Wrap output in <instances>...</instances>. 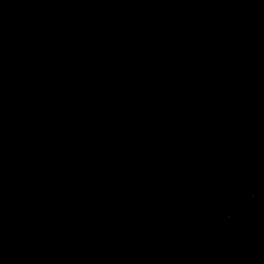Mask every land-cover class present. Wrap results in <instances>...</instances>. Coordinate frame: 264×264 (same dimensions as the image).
Segmentation results:
<instances>
[{
  "label": "trees",
  "instance_id": "1",
  "mask_svg": "<svg viewBox=\"0 0 264 264\" xmlns=\"http://www.w3.org/2000/svg\"><path fill=\"white\" fill-rule=\"evenodd\" d=\"M200 1L216 17L264 32V0ZM136 3L0 0V112L22 116L55 97L49 52L22 31L29 15L63 35L83 66L116 69L144 46L165 62L200 53L177 18ZM220 53L205 61L214 79L134 100L126 130L93 108L47 142L0 131L5 260L109 264L68 212L92 194L101 228L120 237L125 264H264V64L234 70L225 45ZM187 65L198 72L196 62Z\"/></svg>",
  "mask_w": 264,
  "mask_h": 264
},
{
  "label": "rangeland",
  "instance_id": "2",
  "mask_svg": "<svg viewBox=\"0 0 264 264\" xmlns=\"http://www.w3.org/2000/svg\"><path fill=\"white\" fill-rule=\"evenodd\" d=\"M136 7L159 15L169 13L177 18L187 32L188 39L198 42L200 53L188 58L184 55L165 62L153 47L131 50L126 60L118 68L112 69L87 64H78L68 51L67 42L50 24L40 26V20L29 15V24L22 29L24 35L39 37V42L48 50L47 66L54 81L53 100L26 109L22 116L0 112V131H23L47 142L54 129L63 127L79 114L98 108L106 111L121 130L130 124V106L137 99L148 96L164 98L166 93L185 90L187 86H201L214 79L218 72L207 66V60L217 57L225 45L233 57L228 68L239 69L244 66L264 64V32L248 30L220 17H216L200 0H136ZM21 19V15H18ZM130 15L129 19L137 20ZM26 21H22L25 23ZM159 22V21H157ZM38 24V25H37ZM20 26V23L18 22ZM159 35V28L149 33ZM186 58V59H184ZM196 62L198 72H187L188 61ZM206 61V62H205ZM201 88V87H200ZM197 90V89H196ZM21 117V118H20ZM20 118V119H19ZM123 128V129H122ZM125 128V129H124ZM264 198V189L258 190ZM69 215L78 225L86 228L101 248L110 257L109 264H125L118 254L120 237L101 228L96 215L95 197L83 194L79 200L68 207ZM0 231V264H11L5 260Z\"/></svg>",
  "mask_w": 264,
  "mask_h": 264
}]
</instances>
